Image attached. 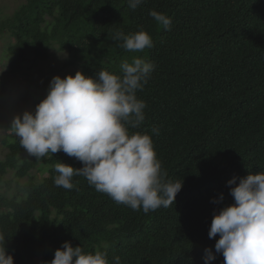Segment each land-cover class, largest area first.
Instances as JSON below:
<instances>
[{"label": "trees", "instance_id": "16d2710c", "mask_svg": "<svg viewBox=\"0 0 264 264\" xmlns=\"http://www.w3.org/2000/svg\"><path fill=\"white\" fill-rule=\"evenodd\" d=\"M20 1L0 22L14 71L47 61L54 48L93 78L99 70L122 75L124 59L154 63L136 92L145 120L129 131L150 135L167 179L183 183L172 206L147 214L117 204L83 176L73 177V190L57 187L54 165L81 162L62 151L28 156L10 121L0 186L9 172L28 178L17 194L0 196V233L14 264H47L65 241L85 252L107 246L110 264L113 256L121 264H205V249L216 257L209 264H223L219 236L210 239L208 230L213 213L234 202L227 181L264 172V0H144L136 10L128 0ZM152 10L171 18L170 30ZM141 29L152 38L142 52L111 38ZM38 166L48 176L37 182L30 173Z\"/></svg>", "mask_w": 264, "mask_h": 264}, {"label": "clouds", "instance_id": "9594fccd", "mask_svg": "<svg viewBox=\"0 0 264 264\" xmlns=\"http://www.w3.org/2000/svg\"><path fill=\"white\" fill-rule=\"evenodd\" d=\"M144 0H128L132 10ZM149 15L165 30L171 18L155 10ZM112 40L129 52H142L152 46L151 36L143 29L125 34L118 31ZM154 63L142 57L120 63L122 75L99 70L96 78L81 71L64 78L53 76L46 96L34 112L24 111L11 120L10 130L19 138L28 156L43 158L63 152L81 162L82 167L58 161L54 184L66 190L76 185L73 177L83 176L96 191L107 194L117 204L145 214L173 205L182 188V180L167 179V172L147 133L130 132L145 120L146 103L136 92L148 82ZM152 133L159 135V128ZM233 177L227 181L233 203L214 212L208 237L217 235L215 252L222 254L223 264H264V172ZM234 185V186H233ZM223 200L220 194L219 201ZM213 200V203L219 202ZM0 233V264H14ZM205 264L215 260L211 249H205ZM47 264H110L105 250L85 252L65 241ZM111 264H121L113 256Z\"/></svg>", "mask_w": 264, "mask_h": 264}, {"label": "rangeland", "instance_id": "374dc122", "mask_svg": "<svg viewBox=\"0 0 264 264\" xmlns=\"http://www.w3.org/2000/svg\"><path fill=\"white\" fill-rule=\"evenodd\" d=\"M21 3L20 0H0V22L11 17ZM5 33H0V160L7 154V149L2 144L8 134L4 126L24 111L34 112L35 106L46 96L53 76L64 78L79 71L78 66L67 65V52L57 48L50 51L47 61L32 64L22 71L12 70L7 53V47L12 40L8 38V33ZM45 83L46 87L42 88ZM40 170L41 167L38 166L30 173L37 182L48 176L47 172ZM5 180H8V183L0 186V196L17 194L28 178L18 181L9 172Z\"/></svg>", "mask_w": 264, "mask_h": 264}]
</instances>
